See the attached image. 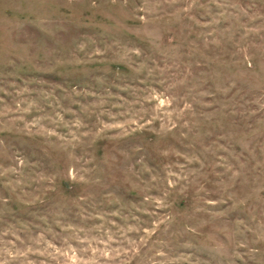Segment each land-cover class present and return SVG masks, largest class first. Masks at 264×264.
Wrapping results in <instances>:
<instances>
[{
    "label": "rangeland",
    "instance_id": "1",
    "mask_svg": "<svg viewBox=\"0 0 264 264\" xmlns=\"http://www.w3.org/2000/svg\"><path fill=\"white\" fill-rule=\"evenodd\" d=\"M0 264H264V0H0Z\"/></svg>",
    "mask_w": 264,
    "mask_h": 264
}]
</instances>
